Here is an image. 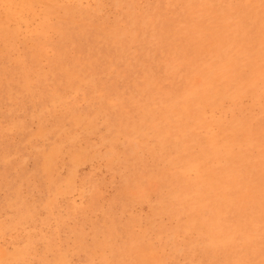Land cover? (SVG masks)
I'll use <instances>...</instances> for the list:
<instances>
[{"label":"rangeland","instance_id":"obj_1","mask_svg":"<svg viewBox=\"0 0 264 264\" xmlns=\"http://www.w3.org/2000/svg\"><path fill=\"white\" fill-rule=\"evenodd\" d=\"M0 264H264V0H0Z\"/></svg>","mask_w":264,"mask_h":264},{"label":"bare ground","instance_id":"obj_2","mask_svg":"<svg viewBox=\"0 0 264 264\" xmlns=\"http://www.w3.org/2000/svg\"><path fill=\"white\" fill-rule=\"evenodd\" d=\"M218 80H219V79H218ZM198 81H199V80H198ZM198 81H197V82H198Z\"/></svg>","mask_w":264,"mask_h":264}]
</instances>
